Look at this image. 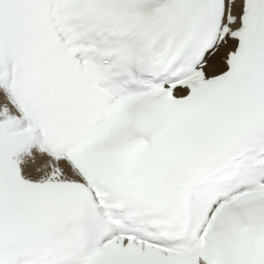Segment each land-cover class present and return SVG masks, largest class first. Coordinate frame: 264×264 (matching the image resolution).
I'll list each match as a JSON object with an SVG mask.
<instances>
[{"label":"snow or ice","instance_id":"1","mask_svg":"<svg viewBox=\"0 0 264 264\" xmlns=\"http://www.w3.org/2000/svg\"><path fill=\"white\" fill-rule=\"evenodd\" d=\"M0 264H264V0H0Z\"/></svg>","mask_w":264,"mask_h":264}]
</instances>
